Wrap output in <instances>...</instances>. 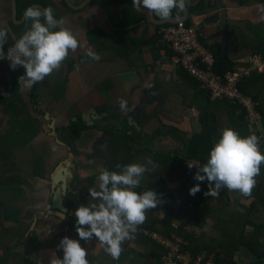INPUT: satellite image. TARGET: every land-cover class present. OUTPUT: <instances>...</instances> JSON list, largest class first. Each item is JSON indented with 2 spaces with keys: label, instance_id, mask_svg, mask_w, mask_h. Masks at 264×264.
I'll use <instances>...</instances> for the list:
<instances>
[{
  "label": "crops",
  "instance_id": "crops-1",
  "mask_svg": "<svg viewBox=\"0 0 264 264\" xmlns=\"http://www.w3.org/2000/svg\"><path fill=\"white\" fill-rule=\"evenodd\" d=\"M29 1L32 6V0ZM38 1H33L34 5L40 4ZM53 1L54 12L64 20L62 26L71 29L81 44L77 50H70L66 59H74L80 63L78 69H71L70 72L62 65L57 70L58 78H65L62 90L60 86L63 79L56 80V82L58 81L56 86L44 85L45 93L39 94L41 103H43V105L40 104L42 109L55 97H58L59 93L65 97L61 101H56V104L50 106L48 110L49 114L56 119V132L59 135V140L64 144L62 147L58 146V152L61 151L60 156L55 155L53 146H48L49 161L45 163V176L40 179L48 177L49 180L55 167L57 169L61 161L67 160L69 151H73L79 157L84 152L90 154L92 150H95L99 156H102V149L106 150V145L103 142V135L106 131L113 134L109 142L113 160L116 159V156L117 159L122 160L125 154V151L114 146L116 141L124 143L127 147L126 151L130 149L131 160H135L133 162L142 163L143 158L141 157L145 155L140 153L145 146L165 154L178 153L177 151L184 150L178 141L181 136L190 139L194 134L200 133L204 129L214 133L215 136H220L221 130L226 126L234 128L241 135H247V131L255 132L261 137L260 150L264 153V72L253 76L259 80L255 81L253 90L259 91L260 94L256 95L258 115L255 121H251L246 113L242 115L243 111L234 108L231 103L209 99L206 94H197L193 91L192 83L183 82L179 74L180 67L170 59L171 53L162 49L158 44V37L153 36L154 29L158 33L162 25L157 26L150 21L153 19L146 13L148 10L143 8L140 11L134 10L132 0ZM224 2L228 6L241 8L231 11L229 17L245 22L248 29L246 33L236 27L228 29V40L238 41L236 50L232 49L230 53V58L238 63L236 67L248 66L250 55L260 56L264 60V13L259 9L260 5H264V0H224ZM12 5L14 7L11 0H0V21L3 28H8L7 33L18 34L21 33L24 24L26 26L24 10L27 7L22 0H17L18 13L15 9L17 17L14 21ZM181 16H177L176 10H174L171 17ZM155 18L161 20L157 16ZM20 21L24 23L21 24ZM110 24L115 30L110 27ZM134 25L136 27L126 29ZM205 27L202 31L207 29L209 33V37L204 34L205 42L209 45H222L217 26ZM152 40L153 42H151ZM13 44L10 42L8 47ZM88 48L100 56L99 61L85 56V50ZM246 52L248 53L246 54ZM5 61L9 64L3 65V68L0 67V101L4 99L2 98L3 91L10 81L8 70L10 61L7 59ZM15 70L24 71L21 68ZM153 83L156 88L150 91V96L164 100L160 105L150 104V96L146 93L147 87ZM26 92L27 90H24L23 93L27 95ZM121 100L125 101L123 107ZM25 102L30 104L29 98L25 97ZM18 107H21V104H18ZM90 111H93L96 118L107 115L109 118L119 119V123L116 126H108L109 130L106 129L107 127H99L97 120L94 122L95 125L88 126L85 121H82V115L85 116ZM70 122H81L74 128L75 132L81 136L78 138L79 141L73 137L69 140V137H66L64 133L61 135L68 125L72 126ZM124 123L125 125H122ZM172 129L179 130V137L174 136L176 132ZM8 131L9 126L0 132V150L6 151V153L11 150L10 145H13L11 141L9 143V138H7V142L3 138L8 135ZM158 131L162 133L155 137ZM19 132L18 128L14 129L15 135H19ZM81 132L83 133L81 134ZM150 137L155 139L147 141ZM113 143L115 144L113 145ZM165 143L168 145L166 149L163 147ZM156 144L162 146V149L158 148ZM31 155L32 142L16 152L13 160L16 168L10 166L12 162L0 159V212L4 211L5 213L0 218V257L3 255L2 258L9 259L17 255L15 257L16 264H49L53 252L58 257H63L62 249L57 246L64 236L80 240L74 230L76 226L74 211L81 203L68 209L69 214L64 219L52 215L54 213L50 209L51 193L55 183L52 185L48 180V182L39 181L37 183L38 179L32 178L34 168H32ZM77 157V164L83 166L85 160ZM149 159L151 158L149 157ZM2 161L6 162L8 166L3 168ZM103 163L99 161L102 166L100 165L98 175L106 168ZM263 178L264 164L261 165L260 175L256 177V184ZM148 180L147 175L143 176L141 185L146 184ZM87 187L88 184H85L84 189ZM80 192L83 195L84 191H81V188ZM222 192H225L221 199L226 206L219 207L220 215L214 214L213 219L222 217L227 221L229 215L231 219L234 214L238 215L237 213H239L241 216L247 212L246 204L239 207V203L236 202V198L242 199V195L232 191L228 194L227 188H223ZM3 194H5V198ZM229 200L237 204L233 205ZM89 201L90 199L88 203ZM198 201L199 199L196 202ZM245 202L249 204L247 200ZM199 207L200 205H196L191 208ZM259 208L262 211L264 222V207L260 206ZM155 217L159 218L158 212ZM254 220L261 224L255 214ZM234 222L236 224L231 223V227H227V229L237 233L241 227L239 225L241 221L234 219ZM223 224L224 222L221 223V225ZM206 227H212L209 220L203 228L204 231ZM253 227H246L245 235H251L254 231ZM259 239L261 245L258 248L255 250L239 248L233 253L232 261L235 264H261L264 257V233ZM82 246L88 250L87 259L93 264H101L102 260L108 262L107 257L110 255L98 240L83 241ZM136 246H139L140 254L146 253L145 247ZM13 261L9 263L13 264ZM123 263L125 264V261L119 258L115 264Z\"/></svg>",
  "mask_w": 264,
  "mask_h": 264
},
{
  "label": "clouds",
  "instance_id": "clouds-1",
  "mask_svg": "<svg viewBox=\"0 0 264 264\" xmlns=\"http://www.w3.org/2000/svg\"><path fill=\"white\" fill-rule=\"evenodd\" d=\"M134 10H148L161 19L171 18L176 10L177 16L185 10L186 0H132ZM259 9L264 13V5ZM25 21L30 24L15 43L4 50L7 31L0 28V59L10 61V68L23 66L25 73L18 77L22 88H32L56 71L68 57L69 51L81 47L76 34L68 27H62L63 19H57L52 7L41 8L32 5L24 10ZM85 56L99 61L100 56L91 48L85 50ZM151 85H149L150 87ZM125 101L121 100L123 107ZM261 137L255 132L241 135L232 127H224L219 138L210 149L207 162L194 164L188 161V167L197 169L194 179L208 182L205 196L218 197L220 190L238 192L244 197L251 195L264 164V153L260 150ZM133 162L116 165L119 171L103 169L98 177L97 188H89L91 200L87 205L80 204L74 211L76 231L80 240L90 241L93 237L104 247L113 260H119L123 243L135 238L138 226L146 219V212L162 203L161 195L153 189L137 192L142 177L153 171L147 164ZM200 191L197 183L189 189L195 196ZM80 240L64 236L58 248L63 257L52 253L49 264H90L88 250Z\"/></svg>",
  "mask_w": 264,
  "mask_h": 264
},
{
  "label": "trees",
  "instance_id": "trees-1",
  "mask_svg": "<svg viewBox=\"0 0 264 264\" xmlns=\"http://www.w3.org/2000/svg\"><path fill=\"white\" fill-rule=\"evenodd\" d=\"M22 1L25 3L26 7H29L31 5V2L29 0ZM204 38L205 37L203 36L202 42L213 52L216 58V66L220 65L218 71L220 74H223L227 71H233L237 68L236 66L238 65V63L235 62L234 59L230 58V53L232 49H235V47H237L238 44L236 42L238 41L232 39L228 40L225 51H223L222 45H209L205 42ZM232 42L235 43L232 44ZM179 72L180 78L183 80V82L192 83L193 91H195L197 94H205L199 90V84L187 71L183 69L181 70L180 68ZM255 81L259 80L256 79V77L245 79L241 84H239V87L243 93L253 97V99L256 101V95H259L260 92L253 90ZM155 88V83L151 84L150 87H147L146 93L148 94V96H150V91H153ZM206 97L209 99L211 98L209 95ZM150 99V104L152 105H160L164 102V100L157 99L151 96ZM219 101L231 103L234 108L241 109L240 106L233 101ZM256 109L258 110L257 105ZM241 110L243 111L242 115H245V113L247 115V111L245 109L242 108ZM122 125H125V123ZM83 126L84 128H87L85 127V125H82V127ZM244 126L246 127V123ZM172 130L176 132L174 136L179 137V130ZM35 132L37 133V129H35ZM170 132L172 133V131ZM161 133L162 132L158 131L156 135ZM248 134L249 132L247 131V135ZM79 136L80 134L73 130V139H78ZM183 137L186 138V136H181V139H179L178 141H180V143L184 147V150H179L177 151L178 153L174 152L165 154L157 152L149 146H145L142 148L140 154L145 155L144 157H147V160L150 157L153 162L152 164H148V166H146L151 169L155 164V168L153 171H149L144 174V176L147 175L149 177V180L146 184L140 185L136 189V191L142 192L144 190L153 189L158 194L162 195V203L159 204L156 208L150 209L146 212V219L141 225L138 226L137 232L135 233V238L123 243V251L121 253L120 259L125 261V264H161L160 258L163 254V248L146 237L144 235L145 230H158L166 236L168 235L170 237L178 235L185 236L184 238L186 241L183 245V250L189 251L191 248V251L195 255L205 250L213 253L215 252L218 256V262L216 264H235L232 261V257L233 253L236 250L242 247L249 248L250 250H255L259 245H261L259 238L264 233V222L262 218L263 214L259 207H264V178L255 185L249 197L241 196L242 199L248 198L249 200H251V202L246 207L247 212L243 213L241 216H238V218H240L239 221H241L239 223L241 227L238 229L237 233H234L232 230L227 229V227H231V223L236 224L233 218L235 217V214L228 221L220 220L212 225L211 230L214 236L208 235V233L204 232L200 237L195 238L194 236L192 237V235L187 236V233H184L186 226L189 224L197 225L203 229L207 224V221L209 220L207 216H209L210 218L214 217V214L219 210L221 198L223 197V194L225 192H222L221 189L218 197L205 196L204 193L206 192L205 189L208 187V182L206 180L204 182L196 181L194 179V175L197 169L195 167L191 169L188 167V161L194 164H204L207 162L210 149L212 148L214 142L219 138V135L215 136L214 133L204 129L200 133L194 134V136H192L190 139H185ZM154 139V137H150L149 139H147V141H152ZM119 144L120 142L116 141V144L114 146L117 147ZM120 149L125 151L123 159L119 160L116 156V159H114V165L110 168L105 169H109L111 171H119V169L116 168V165L119 164L123 166L135 161L131 160L132 156L130 149L126 151V146H123ZM97 177L94 178L95 181H98ZM182 181L187 182V184L182 185ZM179 183L181 184V187L187 186L189 187V189L197 183L200 184V191L197 192L194 196V201H197L199 199V201L196 203V205H200L199 208H192L193 210H189V208L183 207L184 205L182 203L184 201H188L181 196V190L178 191V189L172 188V185ZM95 188H98V183L95 184ZM187 192H189V190H185V193ZM89 199L91 200V197L88 195L87 199L83 200L81 204L87 205ZM157 212L162 213V215L160 217V213H158L161 220L156 221L157 218L155 217V214ZM254 214L257 216V220L261 221V224L254 220ZM221 221L224 222L223 225H221ZM176 222L177 224H175ZM248 226H254V231L251 235H245V228ZM74 230L77 237L79 238L76 231V226ZM93 239L95 238L93 237ZM83 241L84 240H81V245ZM135 245L145 247L146 253L142 255L138 251L133 252V246ZM129 248H131L129 252L124 254V252ZM107 260V263L106 260H102L101 264H115L117 261L113 260L111 256L107 257ZM90 264L93 263L90 262Z\"/></svg>",
  "mask_w": 264,
  "mask_h": 264
},
{
  "label": "flooded vegetation",
  "instance_id": "flooded-vegetation-1",
  "mask_svg": "<svg viewBox=\"0 0 264 264\" xmlns=\"http://www.w3.org/2000/svg\"><path fill=\"white\" fill-rule=\"evenodd\" d=\"M11 1L14 4V7L12 5L11 9L14 12V21H16L17 14H15V9H16V12L18 13V6L16 5L17 0H15V3L13 0H11ZM33 1H35V0H32V5L35 4ZM197 1L198 0H186V6L188 8H190V11H189L190 16L196 11V8L193 7V5ZM53 2H54L53 0H39L38 3H40V4H37V5L44 6L45 8L49 7V6L54 8ZM199 6H203V4H200ZM54 15L58 20L60 19L59 15H57L56 12H54ZM181 15H184V11L179 14V16H181ZM196 17H198L200 21L202 20L201 29H204V26H205L203 24L204 19H205L204 16H196ZM210 17L211 16H208L206 19H210ZM9 23H10V21H9ZM29 24H30V22H28V21L26 22V26L24 24V27H23L21 33H18L19 35L15 33L17 38L22 34V32L25 30V28ZM0 28H3L1 21H0ZM4 29L7 31L8 28L4 27ZM228 29H230V28H228ZM11 39H12V37H10L8 42L5 44V46H4L5 50H7L9 48L8 44H10V42H11V44H12V42L15 43ZM79 63H80L79 61H75L74 59H72V60L66 59L62 63V66L66 67L68 72H70L71 69L72 70L78 69ZM8 64L9 63H7L5 61V59H0V67L1 68H3V65H8ZM60 68H61V66L58 69H60ZM8 70H9L10 81L8 83V86H6L4 88V91H3L4 93L2 94V98H4V99L2 101H0V121H1L0 132H3L4 129L7 126H9V131L7 132L8 135L4 136L3 138L6 142H7V138H9V143L11 141L13 145H10L11 150L8 153H6V157L3 160H8V161L12 162V165L16 166L15 162L13 161L15 159L16 152L19 149L25 148L26 144L29 145L32 142V155H31V157H32V168H34V171L32 173V178H37L38 179L37 183H39V181H42V182L50 181V182H52L53 181L52 177L54 176L56 167H55V170L53 171V173L50 174L49 180H48V177L45 179H40V178H44V176H45V163H47L49 161L48 155L50 152L48 146H52V145H51L50 141L48 140V137H47L48 135L42 136V137H40V139H38V135L43 132V125L45 124V122L48 123L49 121H44V122L40 123V121L33 119L31 114H30V111H29V106L25 102V97L29 98V102L32 105L31 106L32 110L36 114L43 115V116L47 115L49 113L48 110H49L50 106H52L53 104H56V101H61L65 97H64V95L61 96V94L59 93L58 97H55L54 100L50 101V103L45 105L44 108L42 109L40 107V104L43 105V103H41L42 100L40 99L39 94L45 93L43 91L44 85L45 86H53V85L56 86L58 81L63 79V77L59 79L57 76V70H56L50 76L46 77L43 82H40V83L34 85L32 88L29 89V88H22L18 84V77L23 75L25 73V71L13 70L11 68H9ZM56 80H58V81L56 82ZM64 80H65V78L63 79L62 83L60 81L61 90L63 88L62 84H63ZM24 90H27V92H26L27 95L25 93H23ZM18 104H21V107H18ZM86 115L92 116V119L96 118L95 115L93 114V111H90ZM24 116L28 117V118H24ZM85 116L82 115V121H85L83 119V117H85ZM70 123L72 126L70 127V125H68L67 128L61 132V135H62V133H64L66 137H69V140L71 139V137H73L74 128H76L81 122H76V123L70 122ZM31 126H32V128H31ZM15 128L19 129V131H20L19 135H15V133H14ZM108 128L109 127H107L106 129H108ZM32 129H34V130H32ZM35 129H37V133L35 132ZM82 133L83 132H81V134ZM104 133L105 134L103 135V140L105 138H107V136L109 134H112L111 132H107V131ZM155 137H156V134H155ZM80 138H81V136H80ZM21 140H25L26 144L23 145L21 143ZM76 140L79 141L80 139H76ZM59 142L62 143L59 140L58 133L56 132V143H59ZM129 142H130V138H129ZM62 144H64V143H62ZM114 144L115 143H113V145ZM123 146H126V145L124 143H120L117 147L120 149ZM64 148H66V147H64ZM60 152L61 151L57 152V156H60ZM68 153L69 154H68L67 160L60 162V164H63L64 168H67V164H68L70 166L68 168V171L73 174L72 177L69 178L68 191H67L66 196L63 198V203H64V206L66 207V209H70L72 206H75L78 203L80 204L83 200L87 199L88 195L90 196L89 188H95L96 181L94 180V178L98 176V171L100 169V165L102 166V164H99V161L104 162L106 168L112 167L115 163V160L112 159L113 163L109 164V162L106 161L102 156H99V154L97 152H95V150H92V153H90V154H86L84 152V154H80L79 157H77L73 151H69ZM31 157H29V158H31ZM76 157L78 159L85 160V163L82 164L83 166H80L77 164ZM68 159L71 160V162L74 161L73 167L71 165V162H68ZM14 168H16V167H14ZM19 184H22V183H19ZM85 184H88V187L86 189H84ZM80 188H81V191H84L86 193V198H82V193L80 192ZM55 192H56L55 188L52 187V193H51L52 203H51V208H50L51 211H53V208H54Z\"/></svg>",
  "mask_w": 264,
  "mask_h": 264
},
{
  "label": "built area",
  "instance_id": "built-area-1",
  "mask_svg": "<svg viewBox=\"0 0 264 264\" xmlns=\"http://www.w3.org/2000/svg\"><path fill=\"white\" fill-rule=\"evenodd\" d=\"M190 17L187 21L162 25L158 30L159 46L171 53L170 59L176 66L187 71L196 80L200 91L212 99L235 102L241 109L247 111L251 121H255L258 115L256 101L243 93L239 84L257 73L264 72V60L254 55L248 58V66L220 74L216 69V58L213 52L202 42V20L200 21L194 15ZM194 229L195 238L204 233V229L197 225H194ZM200 229L202 232L198 235L197 231L200 233ZM144 235L163 248L161 264H216L218 262L216 253L205 250L195 255L191 248L189 251L183 250L185 236L170 237L158 230H145ZM261 264H264V257Z\"/></svg>",
  "mask_w": 264,
  "mask_h": 264
},
{
  "label": "water",
  "instance_id": "water-1",
  "mask_svg": "<svg viewBox=\"0 0 264 264\" xmlns=\"http://www.w3.org/2000/svg\"><path fill=\"white\" fill-rule=\"evenodd\" d=\"M15 3V0H13ZM237 1V0H235ZM203 4V6H199L200 4ZM40 6V5H39ZM41 8H44L43 6H40ZM193 7L196 8V11L192 14L194 16H204V22L203 24L206 27H211V26H217V30L219 32V35L221 37V43H222V48L223 50H225L227 43H228V39H229V33H228V28H239L240 30L244 31V33H246L248 31L245 22L243 21H239L236 19H232L229 17V14L231 13V11L234 10H240V7H231L228 6L224 0H198L197 2L194 3ZM189 11L190 8H188L187 6L185 7L184 10V15H182L181 17H171L169 19H161V20H156L155 15L150 14L149 12L148 15L153 19L150 20L152 22L155 23V25L159 26V25H164V24H174V23H179V22H183L186 21L187 18H189ZM208 16H211L210 19H206ZM25 22V20H24ZM22 21H20V23H24ZM62 26V25H61ZM63 27V26H62ZM110 27L115 30V28L110 24ZM136 27L134 26H130L127 27L126 29H132ZM228 27V28H227ZM12 37V40L15 42L17 37L15 35V33L13 32H9L7 33V41L8 42L10 36ZM153 36L154 37H158V33L157 30L154 29L153 31ZM131 42V41H130ZM153 42V40L151 41ZM5 43V44H6ZM4 44V46H5ZM5 50V49H4ZM7 50H5L6 52ZM17 68H21L24 70L23 66H17ZM220 65H217L216 69L217 71H219ZM25 71V70H24ZM29 106V111L30 114L32 116L33 119H36L40 122H44V121H50L51 124H48L47 122H45V124L43 125V132L40 133L38 135L39 139L42 136H47L48 140L50 141L51 145L54 147L53 148V152L55 153V155L58 152V148L62 147V143H56V119L53 118L49 113L47 115H39L36 114L33 110L30 104H28ZM25 117V116H24ZM83 119L86 121L88 126H92L95 123V120L98 121V125L99 127H103L106 128L108 126H116L119 123V119H113V118H109L107 115H105L104 117L101 118H93L90 115H86L85 117H83ZM93 122V123H92ZM110 139H112V134H109L107 136V138H105L103 140L104 144L106 145V150L104 151V148L102 149V157L109 162V164L113 163V160L111 159V153L109 150V142ZM61 145V146H59ZM59 146V147H58ZM73 156V155H72ZM74 159V158H73ZM68 162H71V160L68 159ZM71 165L73 167L74 165V161L71 162ZM70 166L67 164V168H64L63 164H60L57 169L55 170L54 176L52 177V185L55 183V185L53 186L55 188V202H54V208L52 215H55L58 218L64 219L68 214V209H66V207L64 206L63 203V198L66 196L67 191H68V186H69V178L72 177V173H70L68 171V168ZM86 193L82 195V198H85Z\"/></svg>",
  "mask_w": 264,
  "mask_h": 264
},
{
  "label": "rangeland",
  "instance_id": "rangeland-1",
  "mask_svg": "<svg viewBox=\"0 0 264 264\" xmlns=\"http://www.w3.org/2000/svg\"><path fill=\"white\" fill-rule=\"evenodd\" d=\"M201 33H202V35L205 37V35H207L208 37H209V33H208V31H207V29H205L204 30V32L201 30ZM205 34V35H204ZM241 53H242V51H241ZM248 52H246V54H247ZM233 56V55H232ZM252 56H254V55H250V57H252ZM21 143L23 144V145H25L26 144V141L25 140H21ZM166 145V146H165ZM165 145H163V147H164V149H166L167 148V144L165 143ZM156 146L158 147V148H161L162 149V146L160 147V145H158V144H156ZM6 157V151H3V150H0V159L2 160V159H4ZM141 158H143V161H142V164L143 163H146L147 162V157H141ZM6 166H8V164L6 163V162H3L2 161V167L3 168H5ZM11 167H13L14 165H10ZM14 167H16V166H14ZM18 167V166H17ZM173 177V176H172ZM14 181H16V182H18L17 180H14ZM143 181H144V179H143ZM19 183V182H18ZM175 183V182H174ZM181 184L182 185H185V184H187V182H184V181H182L181 182ZM181 184L179 183V184H174V185H172V188L173 189H178V191L179 190H181L182 191V194H181V196L183 197V198H185L188 202H186V201H184L182 204L184 205L183 207H187V208H189V210H193L191 207L192 206H196V201H194V196L193 195H190V192H187V193H185V190H189V187H187V186H184V187H181ZM206 191L208 190V187L205 189ZM230 193V191L228 192V194ZM4 195V198H5V194H3ZM241 196V195H240ZM249 197V196H248ZM246 200L250 203L251 202V200H249L248 198H246ZM246 200H244V199H238V198H236V202L237 203H239V207H243V204H246L245 206L247 207V205H249V204H247L245 201ZM233 205L234 204H237V203H233L231 200H229ZM223 205H226L223 201H222V199H221V202H220V205H219V207H221V206H223ZM191 206V207H190ZM225 208H229V207H225ZM188 210V211H189ZM158 213H160V212H158ZM161 215H162V213H160ZM215 214H217V215H220V212L218 211V212H216ZM238 215H235V217H233L234 219H236V220H240V218H238V216H239V213H237ZM5 215V213H4V211H2V212H0V218H2L3 216ZM208 218H209V221L211 222V225H213V224H215V223H217L218 221H220V220H222V221H224L223 219H222V217H220V218H214L213 219V217H209V216H207ZM229 218L227 219V221L228 220H230V215L228 216ZM157 219H159V220H161V218H157ZM221 221V223H223ZM175 224H177V222L175 223ZM23 229V228H22ZM206 230L204 231V232H206V233H208V235H213V232H212V230H211V228L210 227H206L205 228ZM19 231V230H18ZM185 232L187 233V236L188 235H192V237H193V234H194V232H195V229H194V225H192V224H189V225H187L186 226V230H185ZM201 229H200V233H199V231H197V234L199 235V234H201ZM14 233V232H13ZM214 236V235H213ZM131 248H129L128 250H126L125 251V253H127V252H129V250H130ZM134 251H139V246H133V252ZM17 255H15V257H16ZM3 257V255H1V257H0V259H1V261H0V264H10L9 262H12L14 259H15V257H12V258H9V259H4V258H2ZM17 263V259H15L14 261H13V264H16ZM124 264V263H123Z\"/></svg>",
  "mask_w": 264,
  "mask_h": 264
}]
</instances>
